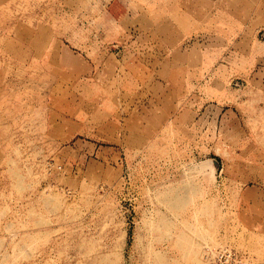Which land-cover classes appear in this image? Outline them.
<instances>
[{"label": "rangeland", "instance_id": "rangeland-1", "mask_svg": "<svg viewBox=\"0 0 264 264\" xmlns=\"http://www.w3.org/2000/svg\"><path fill=\"white\" fill-rule=\"evenodd\" d=\"M264 264V0H0V264Z\"/></svg>", "mask_w": 264, "mask_h": 264}, {"label": "built area", "instance_id": "built-area-1", "mask_svg": "<svg viewBox=\"0 0 264 264\" xmlns=\"http://www.w3.org/2000/svg\"><path fill=\"white\" fill-rule=\"evenodd\" d=\"M209 258L210 264H245L242 258L228 248L219 250Z\"/></svg>", "mask_w": 264, "mask_h": 264}]
</instances>
